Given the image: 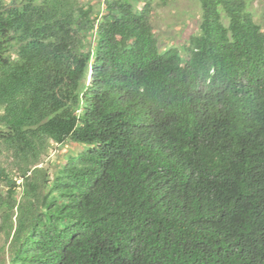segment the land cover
Listing matches in <instances>:
<instances>
[{
  "label": "trees",
  "instance_id": "obj_1",
  "mask_svg": "<svg viewBox=\"0 0 264 264\" xmlns=\"http://www.w3.org/2000/svg\"><path fill=\"white\" fill-rule=\"evenodd\" d=\"M252 1L163 49L153 0H0V264H264Z\"/></svg>",
  "mask_w": 264,
  "mask_h": 264
},
{
  "label": "rangeland",
  "instance_id": "obj_2",
  "mask_svg": "<svg viewBox=\"0 0 264 264\" xmlns=\"http://www.w3.org/2000/svg\"><path fill=\"white\" fill-rule=\"evenodd\" d=\"M153 7L152 22L163 49L187 42L199 30L202 19L200 0H153ZM251 10L257 22L262 23L264 0H253ZM81 150L77 145H53L41 166L55 171L69 153ZM4 244L3 236L0 245Z\"/></svg>",
  "mask_w": 264,
  "mask_h": 264
}]
</instances>
